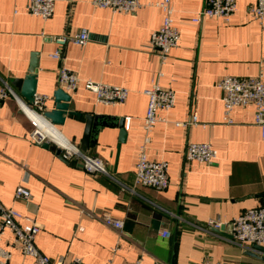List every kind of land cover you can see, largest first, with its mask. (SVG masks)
<instances>
[{"label":"crops","instance_id":"1","mask_svg":"<svg viewBox=\"0 0 264 264\" xmlns=\"http://www.w3.org/2000/svg\"><path fill=\"white\" fill-rule=\"evenodd\" d=\"M159 1L140 0L133 13L94 7L90 0L58 1L43 19L29 14L23 0H0V85L22 78L30 54L37 52L36 94L50 97L47 109L60 87L61 66L83 80L128 89L119 104L97 102L81 84L69 92L73 110L112 121L88 145L86 153L100 158L106 170L94 175L30 142L29 119L13 99L0 103V203L33 218L41 227L36 247L63 263L264 264L246 253L251 247L199 228L209 218L229 220L264 204V136L253 124V108L235 107L233 123H225L217 87L225 75L264 73V19L249 13L254 0H236L229 21L204 17L197 22L193 19L206 0H170L180 39L162 63L149 45L162 23ZM82 28L88 31L85 45L68 42L61 59L52 57L56 44L49 37L73 36ZM153 82L175 91L173 107L157 112L160 120L145 145L148 159L167 163L169 186L161 191L134 184L137 151L144 141L143 91ZM192 116L196 122L188 124ZM118 119L126 131L119 149ZM55 128L78 146L84 119L67 115ZM188 142L209 143L217 157L208 163L185 160ZM17 186L27 188L30 198L14 200ZM104 213L123 221L121 235L102 222ZM11 239L4 230L0 244ZM253 251L264 257V251ZM11 253L12 264H37L19 249Z\"/></svg>","mask_w":264,"mask_h":264},{"label":"built area","instance_id":"2","mask_svg":"<svg viewBox=\"0 0 264 264\" xmlns=\"http://www.w3.org/2000/svg\"><path fill=\"white\" fill-rule=\"evenodd\" d=\"M26 4V11L43 19L50 17L54 11L55 4L58 1L73 0H23ZM94 7L108 8L114 12L133 13L142 3L140 0H90ZM163 13L162 23L155 29L149 39V45L156 50L159 60L163 63L169 55L171 49L178 45L180 33L173 23V7L170 0H161L155 3ZM236 0H206L204 7L198 11L195 22L200 19L219 18L223 21H229L234 14ZM249 13L260 22L264 19V0H254L249 8ZM55 44L56 49L52 57L62 58V49L68 42L83 46L88 40V31L80 29L75 35H61L49 37ZM57 82L61 88L67 92L74 91L79 84L86 90L95 95L97 102L102 104L122 103L128 94V89L122 86L108 85L95 82L90 79H81L74 71L63 66L58 69ZM217 87L221 90V100L223 104V121L233 123L231 113L235 107L251 106L253 108V124L260 128L261 135L264 136V73L260 70L254 76L237 77L225 75L217 82ZM143 93L147 96V105L145 115L142 120V130L144 132V141L140 144L137 151V158L134 171V184L150 187L156 190H164L169 186L167 175V163L165 161H155L147 158L145 145L149 141V133L154 125L160 120L157 115L159 110L167 111L171 109L175 102V91L169 87H163L157 82H153ZM11 98L15 101L18 109L29 119L32 129L28 135L30 142L41 144L43 142H52L61 151V157L65 161L76 160L82 165V169L89 174L106 173L102 160L79 148L65 137V142H56L47 133L45 129L51 124L46 120L41 112L46 108V102L50 99L44 94H34V101L30 105L26 103L20 95L7 83L0 85V103ZM32 115L39 116L45 122V127H41ZM196 122L195 116H192L188 124ZM57 130V129H56ZM58 131V130H57ZM184 157L187 161H198L208 163L217 157V150L206 142H188L185 147ZM30 192L23 186H17L14 191V200L29 199ZM102 222L121 235L123 221L111 216L109 213L101 215ZM224 226H230L232 241L244 247H251L252 244L264 245V204L257 207L248 208L239 215L229 220L220 218H209L203 227L206 229L213 227L219 229ZM40 225L30 217L24 216L12 206H6L0 203V242L4 230L12 234L9 244L2 246L0 244V264L11 263L12 248L19 249L24 256L34 259L37 264H82L78 259L70 263H63L61 259L53 260L43 254L35 245V237L40 231ZM162 235H168L166 231H161ZM118 249L113 248L114 253ZM252 249V248H251ZM105 264H112L109 260ZM131 264H141L140 259ZM189 264H224L203 260Z\"/></svg>","mask_w":264,"mask_h":264},{"label":"water","instance_id":"3","mask_svg":"<svg viewBox=\"0 0 264 264\" xmlns=\"http://www.w3.org/2000/svg\"><path fill=\"white\" fill-rule=\"evenodd\" d=\"M38 53L32 52L30 54V62L26 74L22 78H13L10 80L11 87L20 95V97L28 104H32L34 101V94L36 93V78L38 73ZM71 96L69 92L65 91L63 88L58 87L53 92V106L50 109H45L41 112L42 116L48 120L54 126L61 125L64 123V120L67 115H72L76 117H82L84 119V129L79 140L78 148L82 152H86L90 142L96 141V133L101 126H108L112 124V121H109L105 117L93 115L91 113H82L80 111H75L70 107ZM118 143L117 149H119L120 144L124 143L126 140V131L122 124V119H118ZM45 149L53 151L58 157H61V151L56 145L52 142H43L39 144ZM64 160V159H63ZM65 161V160H64ZM67 162V161H66ZM69 165L78 166L82 168V165L76 160H71L67 162ZM210 230L214 233L232 237L228 234L229 228L221 227L215 229L210 227ZM251 248L253 250L264 251V245L252 244ZM253 250L246 251L250 256L264 259V257H259Z\"/></svg>","mask_w":264,"mask_h":264},{"label":"bare ground","instance_id":"4","mask_svg":"<svg viewBox=\"0 0 264 264\" xmlns=\"http://www.w3.org/2000/svg\"><path fill=\"white\" fill-rule=\"evenodd\" d=\"M31 118H33L36 122L39 123L41 127H45V122L43 119H41L39 116L32 115ZM47 133H51L50 136H52V139L55 140L56 142H65L63 136L53 127L49 125L48 129H45Z\"/></svg>","mask_w":264,"mask_h":264}]
</instances>
